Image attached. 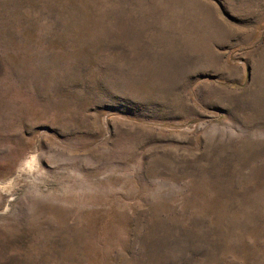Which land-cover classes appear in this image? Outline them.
Here are the masks:
<instances>
[{"label":"rangeland","instance_id":"1","mask_svg":"<svg viewBox=\"0 0 264 264\" xmlns=\"http://www.w3.org/2000/svg\"><path fill=\"white\" fill-rule=\"evenodd\" d=\"M0 264H264V0H0Z\"/></svg>","mask_w":264,"mask_h":264},{"label":"bare ground","instance_id":"2","mask_svg":"<svg viewBox=\"0 0 264 264\" xmlns=\"http://www.w3.org/2000/svg\"><path fill=\"white\" fill-rule=\"evenodd\" d=\"M29 164V163H28ZM28 166H30V165H28Z\"/></svg>","mask_w":264,"mask_h":264}]
</instances>
